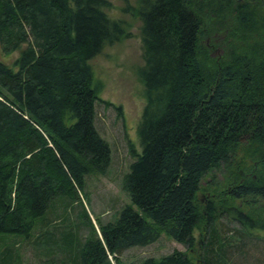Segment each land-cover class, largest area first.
I'll use <instances>...</instances> for the list:
<instances>
[{"label":"trees","instance_id":"obj_1","mask_svg":"<svg viewBox=\"0 0 264 264\" xmlns=\"http://www.w3.org/2000/svg\"><path fill=\"white\" fill-rule=\"evenodd\" d=\"M119 1L120 14L140 22V150L130 145L121 179L129 203L93 222L85 179L106 173L111 148L95 124L92 61L130 37L129 24L110 0H0V51L19 50L11 65L0 61V239L48 227L58 198L65 213L80 207L87 233L70 226L52 241L44 230L33 243L38 264H126L125 249L161 233L185 250L138 264H236L237 254L246 264L249 233L220 234L216 222L237 208V220L264 232L254 207L264 208V0ZM221 167L230 169L225 197L202 204V178ZM239 203L249 206L244 214ZM13 246L0 264H17Z\"/></svg>","mask_w":264,"mask_h":264},{"label":"rangeland","instance_id":"obj_2","mask_svg":"<svg viewBox=\"0 0 264 264\" xmlns=\"http://www.w3.org/2000/svg\"><path fill=\"white\" fill-rule=\"evenodd\" d=\"M110 1L114 6L112 14L115 17H123L125 19L129 24L128 30L131 34L130 37L105 48L92 61L94 81L99 86V101L95 106V124L111 148V163L106 173L104 175L90 174L85 179V195L82 197L84 198L83 204L93 222L96 217H100L102 221L111 219L121 207L129 203L128 195L121 189V179L131 161L130 145L133 146L135 151L140 150L136 128L145 104L144 85L138 74L142 66L140 22L135 17L120 14L121 3L119 0ZM111 17L114 18L112 15ZM220 51L216 47L213 55L217 56ZM18 55L19 50L9 54H4L0 51V61L11 65ZM105 102H109V104L107 105ZM240 156L241 154L238 155L237 159L241 160ZM229 172L230 169L226 170L225 167H221L209 172L202 178L200 191L198 192V198L202 201V204L209 199L217 201V198L225 197L221 192L224 190L223 183L226 181V176ZM262 204L263 202L259 201L254 205L257 212H260L259 210L264 212ZM240 206L239 209L242 214L246 212L247 207L249 208L247 205L241 204ZM62 210L63 201L58 198L55 199L49 209L50 213H47L45 220H43L50 219L53 214H56L57 217L53 216L48 227L45 226L44 229L35 230L27 240L15 235L1 237L0 256H5L6 247L9 248L14 243L13 247L17 251L12 248L10 249V254L12 259L15 262L17 261V264L19 262L21 264H38L34 255L40 251L41 247L37 249L33 243L36 238L42 237L41 233L44 230H49L53 233L51 239L54 241L60 240L64 233L71 231L69 228L71 226L73 231L77 230L82 233V238L87 233V228L77 217L80 207L73 205L68 209V213ZM236 212L237 208H230V214L222 213L218 216L216 222L218 232L221 234L228 226L231 229L230 233L234 229H238L239 232L246 231L249 233L247 236L244 235L246 237L245 241H248L243 248L244 256L247 260L249 257H256L257 255L254 253L259 256H257V260H252L251 258L248 261L246 260L245 263L264 264V232L255 226L251 227L250 225L254 223L250 222V220H244V223L237 220L234 214ZM262 216H264V213ZM37 235L39 237H36ZM195 236L196 239L199 237L198 230L195 231ZM242 240L244 241V238H241L240 241ZM18 242L20 243L18 244ZM175 249L185 250L182 244L171 239L165 233H161L158 239L149 245L133 246L125 249L121 253L120 258L126 264H138L144 258H158ZM242 256L240 254L230 255V258L238 264L242 263L244 258Z\"/></svg>","mask_w":264,"mask_h":264}]
</instances>
